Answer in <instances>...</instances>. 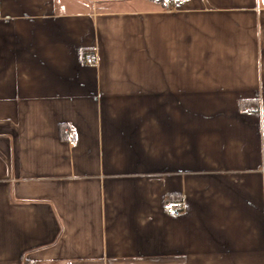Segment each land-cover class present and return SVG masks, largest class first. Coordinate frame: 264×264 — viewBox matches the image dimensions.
I'll return each instance as SVG.
<instances>
[{
    "label": "crops",
    "instance_id": "0c3cea01",
    "mask_svg": "<svg viewBox=\"0 0 264 264\" xmlns=\"http://www.w3.org/2000/svg\"><path fill=\"white\" fill-rule=\"evenodd\" d=\"M0 264H264V0H0Z\"/></svg>",
    "mask_w": 264,
    "mask_h": 264
},
{
    "label": "built area",
    "instance_id": "2783aa9c",
    "mask_svg": "<svg viewBox=\"0 0 264 264\" xmlns=\"http://www.w3.org/2000/svg\"><path fill=\"white\" fill-rule=\"evenodd\" d=\"M84 59L89 65L95 66L97 64V57L93 52H87L84 55ZM63 136L67 137V139L71 141H74L69 128H63ZM162 208L164 210V213H166L167 215L176 217L183 211V204L178 200H173L165 202Z\"/></svg>",
    "mask_w": 264,
    "mask_h": 264
},
{
    "label": "trees",
    "instance_id": "16d2710c",
    "mask_svg": "<svg viewBox=\"0 0 264 264\" xmlns=\"http://www.w3.org/2000/svg\"><path fill=\"white\" fill-rule=\"evenodd\" d=\"M254 105L257 108V104L255 103ZM240 107L243 108V109L246 108V107L247 108L248 107H253V103L251 101H241L240 102Z\"/></svg>",
    "mask_w": 264,
    "mask_h": 264
}]
</instances>
